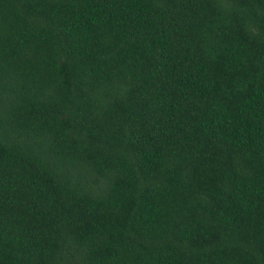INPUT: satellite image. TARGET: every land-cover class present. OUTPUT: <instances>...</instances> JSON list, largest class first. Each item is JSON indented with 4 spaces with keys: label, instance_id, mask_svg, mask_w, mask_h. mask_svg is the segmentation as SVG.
<instances>
[{
    "label": "trees",
    "instance_id": "obj_1",
    "mask_svg": "<svg viewBox=\"0 0 264 264\" xmlns=\"http://www.w3.org/2000/svg\"><path fill=\"white\" fill-rule=\"evenodd\" d=\"M0 264H264V0H0Z\"/></svg>",
    "mask_w": 264,
    "mask_h": 264
}]
</instances>
